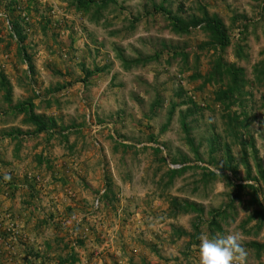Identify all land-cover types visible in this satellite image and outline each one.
<instances>
[{
  "label": "rangeland",
  "instance_id": "rangeland-1",
  "mask_svg": "<svg viewBox=\"0 0 264 264\" xmlns=\"http://www.w3.org/2000/svg\"><path fill=\"white\" fill-rule=\"evenodd\" d=\"M101 1L0 0V264H199L229 232L264 264V0Z\"/></svg>",
  "mask_w": 264,
  "mask_h": 264
},
{
  "label": "trees",
  "instance_id": "trees-1",
  "mask_svg": "<svg viewBox=\"0 0 264 264\" xmlns=\"http://www.w3.org/2000/svg\"><path fill=\"white\" fill-rule=\"evenodd\" d=\"M77 6L79 8H84L88 6L90 3L95 4L97 8L103 7L105 5V1L99 2L96 4L93 0H76ZM176 18V17H175ZM205 26L213 37V41L215 44L222 49L228 44V38L225 33V28L218 17L215 15L210 16L209 18H204ZM175 31L185 32L187 28L180 18L175 19ZM15 27V26H14ZM264 69L262 66H254L253 70V80L256 82L262 81L261 72ZM242 69L240 67L234 66L232 63H226L225 61H221L219 57L215 58L212 61V65L210 67V71L208 72V76L210 79L220 82L224 78H226L225 89L219 90L217 94V99L219 101L227 100L225 106L229 105V103L234 102L232 99L234 96L236 99L239 95L242 94V90L246 85V80L241 75ZM230 101V102H229ZM224 103V101H223ZM18 110L16 112H21L24 115L23 121L27 124H31L36 127V129L43 130L46 127L45 121L42 116L35 114L32 112V102L30 100L21 101L20 103L16 104ZM264 183V179H263ZM256 197V196H255ZM254 197V199H255ZM264 202V200H263ZM262 207L261 211H264L263 203H259ZM263 205V206H262ZM184 207L189 209L191 206L186 201L184 202ZM261 212V214H262ZM250 247H254L255 250L259 251L261 248L264 249V243H257L251 241L248 243Z\"/></svg>",
  "mask_w": 264,
  "mask_h": 264
},
{
  "label": "clouds",
  "instance_id": "clouds-1",
  "mask_svg": "<svg viewBox=\"0 0 264 264\" xmlns=\"http://www.w3.org/2000/svg\"><path fill=\"white\" fill-rule=\"evenodd\" d=\"M4 179L11 177L5 174ZM198 240L199 264H246L248 251L240 233L201 234Z\"/></svg>",
  "mask_w": 264,
  "mask_h": 264
},
{
  "label": "built area",
  "instance_id": "built-area-1",
  "mask_svg": "<svg viewBox=\"0 0 264 264\" xmlns=\"http://www.w3.org/2000/svg\"><path fill=\"white\" fill-rule=\"evenodd\" d=\"M174 167V166H173Z\"/></svg>",
  "mask_w": 264,
  "mask_h": 264
}]
</instances>
